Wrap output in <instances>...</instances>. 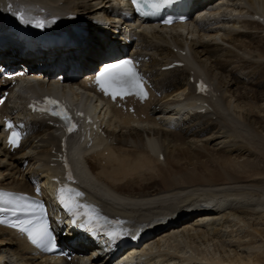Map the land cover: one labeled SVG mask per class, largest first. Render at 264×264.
Listing matches in <instances>:
<instances>
[{
    "label": "bare ground",
    "instance_id": "bare-ground-1",
    "mask_svg": "<svg viewBox=\"0 0 264 264\" xmlns=\"http://www.w3.org/2000/svg\"><path fill=\"white\" fill-rule=\"evenodd\" d=\"M111 1L0 0V31L1 16L16 10L46 17L72 12L83 30L70 34L73 46L47 51H31L3 30L0 66L17 60L48 65L36 70L53 80L34 89L70 92L77 105L86 106L94 96L85 82L66 77L59 88L54 70L76 62L78 74L90 75L106 52L120 47L115 40L131 38ZM200 12L208 16L140 33L141 53L150 58L145 70L162 93L139 108L145 118L110 107L106 119L100 110L95 120L105 137L72 152L87 199L144 230L167 221L132 248L146 259L133 256L129 264H264V0H211ZM173 60L184 65L160 69ZM199 77L212 87L204 98L195 95ZM197 102H206L205 112L196 111L203 107ZM24 117L29 135L17 151L1 145L0 133V186L32 191L36 180L47 198L56 170L49 165L51 150L59 139L44 119ZM77 240L76 249L88 251L85 264H124L110 252L98 253L94 241ZM46 259L0 227V264H52Z\"/></svg>",
    "mask_w": 264,
    "mask_h": 264
},
{
    "label": "snow or ice",
    "instance_id": "snow-or-ice-1",
    "mask_svg": "<svg viewBox=\"0 0 264 264\" xmlns=\"http://www.w3.org/2000/svg\"><path fill=\"white\" fill-rule=\"evenodd\" d=\"M26 22V21H25ZM166 23H171V21H165ZM37 27H43L42 24H37ZM96 82L99 84L100 88L103 90L105 95H111L113 100L116 99L117 96L123 98L124 95L135 94L141 100L146 99L147 93L142 87V80L139 74L135 71L133 63L131 60H122L115 64L105 65L99 74L96 76ZM198 87H203V85H199ZM47 103L57 104L54 100H48L46 98ZM65 120L69 118L67 116L63 117ZM6 126L8 128H12L13 126L6 122ZM74 125L68 128V131L71 132L74 129ZM20 135L13 131L11 135L8 137V143L12 147H17L19 145ZM10 194L0 193V197H8ZM77 196L82 195V193H76ZM20 198H16L18 200ZM16 200L6 199L5 203H15ZM67 206V205H66ZM91 219V217H89ZM0 223H4V221L0 220ZM14 227H18L21 232L27 234L28 240L37 247H43L47 250V246L52 243L51 234L48 231L47 225L41 223L36 225L35 227H28L22 225H13ZM111 238H116V233H109Z\"/></svg>",
    "mask_w": 264,
    "mask_h": 264
},
{
    "label": "rangeland",
    "instance_id": "rangeland-1",
    "mask_svg": "<svg viewBox=\"0 0 264 264\" xmlns=\"http://www.w3.org/2000/svg\"><path fill=\"white\" fill-rule=\"evenodd\" d=\"M260 21L263 22V21H262V18H260ZM211 22H212V21H211ZM89 27H90V25H89ZM190 27H192V26H190ZM184 34H186V33H184ZM193 39H195V37H193ZM143 40H144V38H143ZM173 51L176 52V49L173 48ZM181 53L183 54V53H185V51H181ZM240 84H243V83H242V80L240 81ZM240 84H239V85H240ZM235 85L237 86V84H235ZM246 86H248V87L250 86L252 89H255V88H256V87H254L253 84H250V83H247ZM234 88H235V86H232V88H231L232 91H231V92H233V89H234ZM232 131H234V130L232 129Z\"/></svg>",
    "mask_w": 264,
    "mask_h": 264
}]
</instances>
